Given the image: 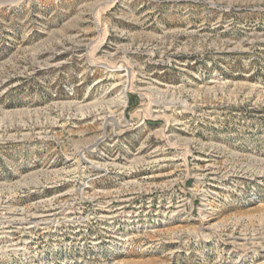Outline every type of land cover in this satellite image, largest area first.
Returning <instances> with one entry per match:
<instances>
[{"label": "rangeland", "instance_id": "obj_1", "mask_svg": "<svg viewBox=\"0 0 264 264\" xmlns=\"http://www.w3.org/2000/svg\"><path fill=\"white\" fill-rule=\"evenodd\" d=\"M0 264H264V0H0Z\"/></svg>", "mask_w": 264, "mask_h": 264}, {"label": "bare ground", "instance_id": "obj_2", "mask_svg": "<svg viewBox=\"0 0 264 264\" xmlns=\"http://www.w3.org/2000/svg\"><path fill=\"white\" fill-rule=\"evenodd\" d=\"M121 102L124 104H127V94L124 93V95L121 98ZM123 119L122 120H118V122L116 124L120 125L121 123H123ZM124 125V124H123ZM121 127V126H120ZM35 220V219H34ZM49 220V219H48ZM52 222V221H51ZM46 223V222H45Z\"/></svg>", "mask_w": 264, "mask_h": 264}]
</instances>
